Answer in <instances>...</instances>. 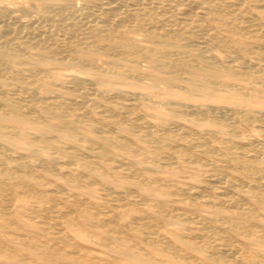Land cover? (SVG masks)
<instances>
[{"label":"bare ground","instance_id":"obj_1","mask_svg":"<svg viewBox=\"0 0 264 264\" xmlns=\"http://www.w3.org/2000/svg\"><path fill=\"white\" fill-rule=\"evenodd\" d=\"M263 82L264 0H0V264H264Z\"/></svg>","mask_w":264,"mask_h":264},{"label":"rangeland","instance_id":"obj_2","mask_svg":"<svg viewBox=\"0 0 264 264\" xmlns=\"http://www.w3.org/2000/svg\"><path fill=\"white\" fill-rule=\"evenodd\" d=\"M219 54V58H222V53L220 52V53H218ZM264 83V82H263ZM262 84V83H261ZM258 87L260 86L259 85V83H258V85H257ZM239 89H237V90H235V91H237V92H235L238 96H239V92H240V90L238 91ZM223 91V92H222ZM243 91L244 90H241V92L240 93H243ZM220 92L221 93H223V94H227V93H229V92H227L226 90H220ZM227 92V93H226ZM236 94H234V96L236 95ZM229 95V94H228ZM236 95V96H237ZM246 102V103H245ZM245 102L243 103V105H238V104H235V102L232 100V99H223V100H215V101H211V103H213L214 105L216 104V106H225V107H227L228 109H233V110H231V111H229L231 114H235V116H237L238 118H240V117H243L244 115H245V111H252V110H263L264 111V101H258V100H255V99H252V98H248V100H245ZM246 105V106H245ZM239 110V111H238ZM242 110V111H241ZM224 112L225 113V110H220V112ZM229 112H226V113H229ZM242 113V115H240ZM237 114V115H236ZM242 119V118H241ZM253 124H255V123H252V125H250V123L249 122H247L245 125H244V123H243V125H241L240 127H239V130L241 131V133H243V134H246V135H253L254 137L255 136H260L261 135V132L259 131V126H257V124H255V125H253ZM250 127H249V126ZM245 127V128H244ZM259 131V132H257V131ZM249 131V132H248ZM209 158V157H208ZM194 171H195V166L194 165H190V167H189V165H187V167H185L184 169H183V171H182V173H178L179 174V176H177V180L178 181H183V182H189L190 183V185H192V183L194 182V181H191V179L189 178V180L186 178V177H181L182 175H189V176H191V175H193V173H194ZM208 174V173H207ZM186 178V179H185ZM195 184V186H197V185H202L201 183H193V185ZM189 185V184H188ZM238 193L239 194H244L245 196H247L248 197V195H246V193H244L242 190H239L238 191ZM175 198V197H174ZM250 200H251V202H253L258 208H259V210H260V212L263 214L264 213V203H261V202H259L258 200H257V197H255V198H249ZM175 202H173V207H181V208H185V209H187V211H188V207H186L185 206V204H180V202H176L175 204H174ZM258 203H260V204H258ZM207 206V205H206ZM216 207V208H215ZM215 207H212V206H207L206 207V209H208L209 211H211V212H213V213H215V209H217V206H215ZM229 209H230V207H229ZM219 212V211H218ZM217 213V212H216ZM219 215H223V214H221L220 212H219ZM174 222V221H173ZM168 229H173V230H175V229H177V227H176V225L175 224H173V223H167L166 225H165V228L164 229H162V233L163 232H165L166 230H168ZM238 238H239V242L242 244V245H245L246 247H248V248H250L251 250H263V252H264V246H260V244H258V243H256V242H254L252 239H247V238H245V237H243V236H238ZM179 244V243H178ZM179 245H181V244H179ZM94 247L95 248H98V246L97 245H94ZM193 253V255H196V256H194V257H196V259H197V261L198 262H200V263H206V264H212L211 263V260L210 259H208V258H205L202 254H200V253H198V252H196V254H195V251H193L192 252ZM213 262V261H212ZM163 264H168V263H163ZM216 264H219V263H216ZM242 264H251L250 262H249V260H247V259H243V262H242Z\"/></svg>","mask_w":264,"mask_h":264}]
</instances>
